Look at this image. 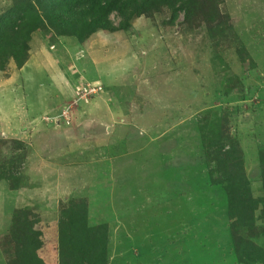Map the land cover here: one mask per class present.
Returning <instances> with one entry per match:
<instances>
[{
  "label": "rangeland",
  "instance_id": "374dc122",
  "mask_svg": "<svg viewBox=\"0 0 264 264\" xmlns=\"http://www.w3.org/2000/svg\"><path fill=\"white\" fill-rule=\"evenodd\" d=\"M69 1L0 0L49 20L0 42V264H264V0Z\"/></svg>",
  "mask_w": 264,
  "mask_h": 264
},
{
  "label": "crops",
  "instance_id": "0c3cea01",
  "mask_svg": "<svg viewBox=\"0 0 264 264\" xmlns=\"http://www.w3.org/2000/svg\"><path fill=\"white\" fill-rule=\"evenodd\" d=\"M37 44L38 45L41 44V55H42V56L38 55V57L40 58V60H43V58L52 60L53 61V63L51 64L52 69H49L48 67L45 66L44 71H41V70L40 71H37V70L33 71V69L31 68V64L34 62V58H38V57L34 56L33 59L28 60V62H26L22 65V68H23L22 74L23 75L21 77L24 76V83L23 84L25 86V89L29 93L30 90L28 89L29 87L27 86V82H28V80L34 79V84H39L40 88H42L44 93L45 92H51L52 94H54V92L58 90V92L56 94V95H58L59 93H61V88L59 86H58L59 89L56 88L57 81L59 83H61L62 79L64 82L67 80L69 81V80L75 79V75L70 71L71 67H69V66L71 64L63 65L64 68L66 67L64 70L65 72L61 71V69L60 70L57 69L58 67H60V61H61L60 53H57L56 49L51 48V44H49L48 40L45 37H43V39L39 40ZM54 52H56V53H54ZM54 76H56V77H54ZM18 80L19 79L16 78L14 82H17ZM44 81H46V83H44V85H43L42 82H44ZM7 86H9V84ZM9 93L10 92L6 91L5 96H9ZM2 94L4 95V92ZM29 94L31 95V98L33 100V103H32L34 105L33 107L31 106V102L29 101L30 104H27L26 100L21 102V104H20V102L16 103L15 96L12 97V101H8L7 103L8 104L16 103V104H14L13 108L16 107V108L23 109L24 111H27L29 114L31 113V111H30V108H31L32 111L34 112V115H36L38 112L46 113L47 110H50L52 108L49 105V103L51 101H52V104L55 102L53 95L49 96L48 98H42V96L39 97V98L45 100V102L50 101L47 104V106L49 105V109H48V107H46V105H44L43 103L37 104L36 101H37L38 97H34L33 96L34 93H32V94L29 93ZM30 95H29V99H30ZM1 97H3V96H1ZM5 98H7V97H5ZM45 250H46L45 252L41 253V257L46 262V264H59L58 259H57V257H58L57 251L54 248H52L50 245L46 246Z\"/></svg>",
  "mask_w": 264,
  "mask_h": 264
},
{
  "label": "trees",
  "instance_id": "16d2710c",
  "mask_svg": "<svg viewBox=\"0 0 264 264\" xmlns=\"http://www.w3.org/2000/svg\"><path fill=\"white\" fill-rule=\"evenodd\" d=\"M150 1H154V0H150ZM113 2L114 3L112 5H116L120 2V0H113ZM68 4H70L68 6L71 8V11L75 10V8L83 9L87 5L93 4L95 6L94 7L95 9L100 8V10H102L103 13H107V15H109L111 12V9L107 7H110V6L112 7V5L105 4L104 1L102 0H71L69 1ZM57 6L58 8H62L64 4L57 3ZM145 11H144V7L140 8L141 14H144ZM21 13H22V5L19 6V8L15 7L14 9H12L10 12L5 14L0 19V42L4 41L7 38H14L18 36L21 37V34H23V36L25 37L28 34V32H31L32 34L33 32L40 29V27L46 21H49L47 18L43 16L42 17L38 16V14H35V16L33 17V21H32L31 18H29L28 16L27 17L20 16ZM43 18H45V21L43 20ZM30 25H34L33 28H30ZM25 39H28V36L25 37ZM20 47L21 45L19 46V49H17V51H15L14 54L11 56L9 53L6 52L4 46L0 45V55H3V57H7L8 58L7 63H10L11 59H16L15 57L19 56ZM7 68H8L7 65H0V74L5 73ZM1 79H2V76L0 75V80Z\"/></svg>",
  "mask_w": 264,
  "mask_h": 264
},
{
  "label": "bare ground",
  "instance_id": "6f19581e",
  "mask_svg": "<svg viewBox=\"0 0 264 264\" xmlns=\"http://www.w3.org/2000/svg\"><path fill=\"white\" fill-rule=\"evenodd\" d=\"M142 19V18H141ZM52 49H56V47H52ZM81 60V59H80ZM69 71V70H68ZM70 71L72 72V69H70ZM34 84V79H31V80H28L27 82V86L28 87H31V85ZM74 84L77 86V85H80L79 82H74ZM68 85V84H67ZM48 91V90H47ZM78 92V89L76 90V93ZM53 95L51 92H45L44 93V96L45 98H48L49 96ZM34 97H37L35 94H33ZM39 102L42 104H44V102L38 97ZM45 101V100H44ZM90 100H85L83 103H89Z\"/></svg>",
  "mask_w": 264,
  "mask_h": 264
},
{
  "label": "built area",
  "instance_id": "2783aa9c",
  "mask_svg": "<svg viewBox=\"0 0 264 264\" xmlns=\"http://www.w3.org/2000/svg\"><path fill=\"white\" fill-rule=\"evenodd\" d=\"M97 90L95 89L94 91L91 89L90 91L89 90H86L84 93H83V98H82V100H84V99H86L87 97H86V92H90L91 94H92V92H96ZM67 114V113H66ZM70 123V121L68 120V124Z\"/></svg>",
  "mask_w": 264,
  "mask_h": 264
}]
</instances>
